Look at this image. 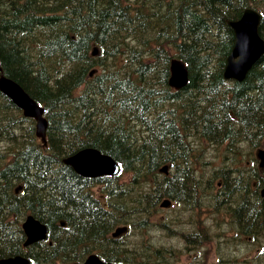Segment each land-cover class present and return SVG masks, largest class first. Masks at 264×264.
<instances>
[{
  "label": "trees",
  "instance_id": "1",
  "mask_svg": "<svg viewBox=\"0 0 264 264\" xmlns=\"http://www.w3.org/2000/svg\"><path fill=\"white\" fill-rule=\"evenodd\" d=\"M251 7L263 14L264 38V0H0L3 73L48 120L44 146L34 121L0 92V258L70 264L94 252L116 264H155L169 251L144 235L154 212L166 198L186 207L206 178L208 189L239 202L243 230L260 226L264 171L254 165L250 174L244 162L264 148V58L244 81L224 77L235 41L228 22ZM173 57L189 68L178 91L169 85ZM88 147L112 156L120 174L86 178L63 162ZM211 150L224 161L200 173ZM28 214L48 226L49 239L25 249ZM120 225L136 242L111 237Z\"/></svg>",
  "mask_w": 264,
  "mask_h": 264
},
{
  "label": "water",
  "instance_id": "2",
  "mask_svg": "<svg viewBox=\"0 0 264 264\" xmlns=\"http://www.w3.org/2000/svg\"><path fill=\"white\" fill-rule=\"evenodd\" d=\"M261 15L252 9H247L243 16L235 22H229L235 34V43L227 59L224 76L228 80L244 81L253 66L264 57V40L259 34ZM96 54V50L93 52ZM1 70V67H0ZM189 72L186 65L178 59L171 63L170 86L182 89L188 84ZM0 91L6 95L21 110L26 117L36 121L37 136L46 144L48 121L45 117L46 109L25 91L20 83L5 75L0 76ZM259 158L264 162V151H260ZM79 175L88 178L114 176L119 172L118 163L111 157L102 154L94 148H86L64 160ZM162 171H167L165 167ZM165 202L163 206H168ZM23 230L27 236L25 246L33 245L47 239L48 228L34 216L30 215L23 223ZM127 231L126 227L118 228L114 236ZM0 264H31L23 256L0 259ZM76 264H108L97 255L89 256L84 263Z\"/></svg>",
  "mask_w": 264,
  "mask_h": 264
},
{
  "label": "flooded vegetation",
  "instance_id": "3",
  "mask_svg": "<svg viewBox=\"0 0 264 264\" xmlns=\"http://www.w3.org/2000/svg\"><path fill=\"white\" fill-rule=\"evenodd\" d=\"M207 155L209 154L206 153V156ZM223 161L222 158L221 163ZM218 167H216L215 170L208 169L215 172ZM250 173L254 174V166L252 167V171L250 170ZM200 179L203 178L200 177ZM252 179V184L249 188L253 192L256 182L254 176ZM203 180V188H201V190L206 193L199 192L198 197L191 199L186 203V207H184L187 212L191 211L194 213L192 214V220L191 218L189 220L190 225H188L185 230L174 233L173 231L175 229L173 226L175 222L170 219L169 229L172 232L173 238L182 239L186 250L191 251L192 253L201 252L200 250L204 249L205 245L209 244L215 255L219 256V264H264V222L261 224V220L260 226H252L249 231L250 234H248L242 228L244 220L234 217V211L239 202L227 199L225 194L220 193L216 194L219 196V200L213 199L214 190L212 191L208 189L207 178ZM223 195L224 198L221 199ZM209 196L210 200L213 201L211 203L207 202ZM248 196L249 199L247 200V205H253L254 200L252 201V199L255 198V194ZM243 202H241V205ZM206 215H208V217H206ZM208 220H211V222H209L210 224L206 223ZM152 224L153 223L151 222L149 224L150 230L153 229ZM259 230L260 232H258ZM227 232H232L233 234L238 233L239 236L244 237L245 239L239 244L237 240L236 242H229ZM159 241L160 240H154L151 242V245H154L156 249L167 248L155 244ZM192 253L190 254L191 257H193ZM235 256L236 259L234 260ZM176 261L177 259L174 257V252H171L160 257L156 264H175Z\"/></svg>",
  "mask_w": 264,
  "mask_h": 264
},
{
  "label": "rangeland",
  "instance_id": "4",
  "mask_svg": "<svg viewBox=\"0 0 264 264\" xmlns=\"http://www.w3.org/2000/svg\"><path fill=\"white\" fill-rule=\"evenodd\" d=\"M4 145L5 144L2 143L1 148H4ZM213 153L214 151L213 152L211 151V156L209 159L216 166H218L221 163V159L218 154L212 156ZM207 172L209 174L211 170H208ZM201 173L205 174V171L203 170ZM208 174H206V176ZM192 214L194 213H192L191 211L187 212L186 208H183L176 204L167 208L159 207L158 213L156 214V212H154L153 221H151V223H153L152 224L153 229L150 230L148 226L147 231H145L146 233H144V235H150L148 240L151 239V241L160 240L159 242L155 243L156 245L165 246L167 247L166 249L172 250V252L174 250V257L175 259L178 260L175 262V264H219L218 261L219 256L215 255L213 249H211V246L209 244L205 245L204 249L200 250L201 252L192 253L191 251L186 250L184 246V241L182 239L173 238L171 230H165L162 228L165 223L167 222L170 223V219H171L172 221L175 222L173 226V228L175 229L173 231L174 233H178L182 230H185L188 227V225H190L189 220L190 218L192 220ZM201 214H200V218H201ZM206 217H208V215H206ZM209 222H211V220H208L206 223L210 224ZM128 226L130 227V231L127 239L130 238V243L136 242L135 240L138 237L137 233L135 234V231L131 229V226L130 225ZM258 232H260V230ZM227 238H229V242L231 241L236 242L237 240L238 244L245 239L244 237L239 236L238 233L233 234L232 232H227ZM191 253L193 254V257L190 256ZM235 259L236 256L234 257V260ZM157 261L158 260H156L155 264L157 263Z\"/></svg>",
  "mask_w": 264,
  "mask_h": 264
},
{
  "label": "bare ground",
  "instance_id": "5",
  "mask_svg": "<svg viewBox=\"0 0 264 264\" xmlns=\"http://www.w3.org/2000/svg\"><path fill=\"white\" fill-rule=\"evenodd\" d=\"M171 63V62H170ZM226 80H228V79H226ZM246 166V164H245V162H244V167ZM253 167V166H252ZM252 167H250L249 168V171L251 170L252 171ZM261 168V167H260ZM261 170L262 171H264V168H261ZM254 171H255V167H254ZM165 174H167V172H165ZM251 174V173H250ZM207 177V176H206ZM220 181V180H219ZM221 183V182H220ZM216 191L214 190V196H213V199H216V200H219V196L218 195H216L217 193H215ZM203 193H206L205 191L203 192ZM161 204H162V201L160 202V204H159V207H161ZM168 223V225H169V222H167ZM168 230H170V229H168ZM149 237V236H148ZM147 237V238H148ZM145 240L146 239H144V242H145ZM150 242H151V240H150ZM149 242V243H150ZM146 243V242H145ZM165 250H167V251H169V253H171L172 252V250H169V249H166L165 248ZM142 251H145V250H142ZM161 252H164L162 249L160 250ZM173 252H174V250H173ZM178 261V260H177Z\"/></svg>",
  "mask_w": 264,
  "mask_h": 264
}]
</instances>
